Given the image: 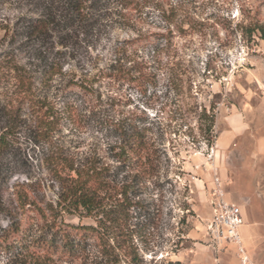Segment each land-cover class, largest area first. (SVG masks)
Segmentation results:
<instances>
[{"label": "rangeland", "instance_id": "obj_1", "mask_svg": "<svg viewBox=\"0 0 264 264\" xmlns=\"http://www.w3.org/2000/svg\"><path fill=\"white\" fill-rule=\"evenodd\" d=\"M70 1L0 0V264H239L206 230L209 145L264 264V0H85L84 27ZM13 63L52 106L44 133ZM70 163L105 169L96 217L62 205Z\"/></svg>", "mask_w": 264, "mask_h": 264}, {"label": "trees", "instance_id": "obj_2", "mask_svg": "<svg viewBox=\"0 0 264 264\" xmlns=\"http://www.w3.org/2000/svg\"><path fill=\"white\" fill-rule=\"evenodd\" d=\"M68 4V3H67ZM72 10L75 13V18L78 22V26L84 27V18H86V5L85 0H72L69 2ZM52 24V21L46 19H38L37 26L39 28H46ZM51 27V26H50ZM255 28L259 31V35L261 38H264V28L261 25H256ZM15 78L17 80L18 92L23 98H27L30 102L33 100V105L36 107L35 116L41 125V132L50 130L52 127L50 126V122H48V115H50L52 106L44 99H33L31 97L32 94V86L33 80L31 73L24 68L22 65L13 63L12 64ZM61 66L58 62H50L47 63L42 71V80L44 83H48L55 75L61 73ZM93 80V78H92ZM95 80V78H94ZM71 85L77 86L79 88H86L87 86L83 83V81L79 80H71ZM205 114V113H204ZM208 118V115H205ZM212 121V119H210ZM211 125L207 127L209 131ZM124 131V130H123ZM124 141L125 146L123 147V156L127 157L131 155V158H135L140 161L143 158L142 152L145 149L144 142V133L139 131L138 129H132L131 131H124ZM7 131H4L0 134V154L7 146ZM67 173L69 174V185L67 187V191L64 196V204L63 206L67 208L74 209H83L89 215L96 217L97 210L99 209L98 201H97V193L103 189L107 188V179L103 174L104 168H98L92 164H82L79 166H74L73 163L67 165ZM73 173V175L71 174ZM53 210V209H51ZM105 216L108 217L109 214L105 213ZM97 222L100 220L96 219ZM104 223H98V225H103ZM71 226V225H67ZM73 227V226H71ZM73 228H82L85 230H94L95 228L91 225L88 226H77ZM53 241H50V245L53 246ZM67 246V245H66ZM68 249H71V245L67 246Z\"/></svg>", "mask_w": 264, "mask_h": 264}, {"label": "built area", "instance_id": "obj_3", "mask_svg": "<svg viewBox=\"0 0 264 264\" xmlns=\"http://www.w3.org/2000/svg\"><path fill=\"white\" fill-rule=\"evenodd\" d=\"M205 159L208 170L212 172L208 187L211 214L206 230L215 242L233 245L239 264H254L240 233V228L245 221L242 208L229 197L225 190L224 180L218 172L213 145L206 148Z\"/></svg>", "mask_w": 264, "mask_h": 264}, {"label": "crops", "instance_id": "obj_4", "mask_svg": "<svg viewBox=\"0 0 264 264\" xmlns=\"http://www.w3.org/2000/svg\"><path fill=\"white\" fill-rule=\"evenodd\" d=\"M261 141H262V143H261L262 144V151L264 152V138ZM242 211H243L244 218H246V212H245V210L242 209Z\"/></svg>", "mask_w": 264, "mask_h": 264}]
</instances>
